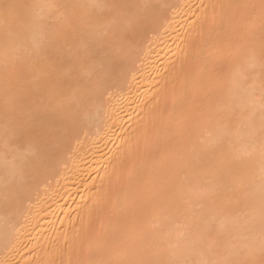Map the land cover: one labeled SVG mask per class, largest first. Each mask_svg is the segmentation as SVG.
<instances>
[{"label":"bare ground","instance_id":"bare-ground-1","mask_svg":"<svg viewBox=\"0 0 264 264\" xmlns=\"http://www.w3.org/2000/svg\"><path fill=\"white\" fill-rule=\"evenodd\" d=\"M0 264H264V0H0Z\"/></svg>","mask_w":264,"mask_h":264}]
</instances>
